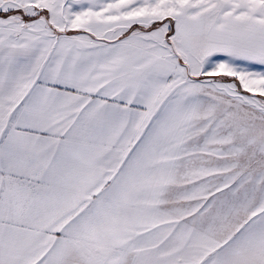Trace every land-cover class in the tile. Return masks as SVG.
Masks as SVG:
<instances>
[{"label":"snow or ice","instance_id":"1","mask_svg":"<svg viewBox=\"0 0 264 264\" xmlns=\"http://www.w3.org/2000/svg\"><path fill=\"white\" fill-rule=\"evenodd\" d=\"M0 264H264V0H0Z\"/></svg>","mask_w":264,"mask_h":264}]
</instances>
